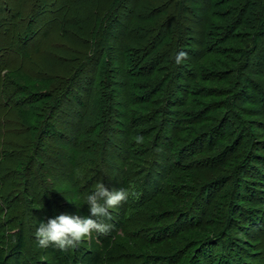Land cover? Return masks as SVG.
Wrapping results in <instances>:
<instances>
[{"label":"trees","instance_id":"trees-1","mask_svg":"<svg viewBox=\"0 0 264 264\" xmlns=\"http://www.w3.org/2000/svg\"><path fill=\"white\" fill-rule=\"evenodd\" d=\"M126 1L76 2L81 4L75 11L82 12L83 18L91 24L85 34L96 41V46L102 47L100 53L113 47L102 35V27L106 29L119 19ZM261 7L264 10V0H255L254 8ZM66 8L73 10L74 6L69 3ZM234 10L239 11L237 5ZM262 14L264 18V11ZM243 18L235 17L231 28L234 35L226 40L236 39L238 30L234 27L245 26ZM30 24L23 31L18 22L1 31L9 32L3 41L14 44L11 51L19 60L12 68L0 66L2 119L12 107H21L33 114L31 130L39 131L29 151L27 148L22 161L12 170L10 186L4 183L2 188L5 189L0 193V264H264V154L260 153L264 151V123L260 119L257 120L260 123L253 121L251 112L244 111L245 118L253 121L261 132V136L256 135L252 140L255 148L243 155L247 142L243 132L217 157H210L200 145L204 134L196 131L185 134L191 114L173 113L170 118L174 121L164 120L163 129L165 136L169 131L172 136L168 141L159 140L157 149L170 150L168 164L174 173L165 177L151 193L149 186L153 177L158 179L152 170L138 171L142 176H136L133 183L121 165L119 181H116L108 162L110 155L118 154L115 145L101 146L99 131L97 135H88L97 129L96 122L84 128L83 113L72 120L62 112L65 99L78 88L76 78L80 68L69 71L50 62L46 72L33 75L32 80L25 77L28 74L25 68L21 70V64L25 67L26 60L36 52L32 54L27 47L33 36ZM247 27L246 36H249L251 31ZM95 44L89 42L84 46L91 49ZM2 49L6 50L7 45ZM156 61L149 60L148 65ZM33 64L41 68L37 62ZM245 87V91L252 89L250 83ZM152 93L156 95L157 91ZM201 105L209 104L201 101ZM262 109L264 114V105ZM116 114L109 125L113 129L111 133L121 132L128 137L144 121L151 120L149 115H139L134 108L128 111L119 108ZM59 117L64 125H58ZM221 132L220 129L217 132V142H227L228 134ZM186 136L188 139H184ZM127 149L129 154L143 160V152L129 140ZM90 152L95 156L91 164L86 165L84 160ZM97 183H103L109 190L125 188L129 193L131 186H135L137 203L132 202L130 193L126 202L110 210L111 219H105L112 225L111 231L98 237L94 233L75 249L64 252L52 246L39 247L35 232L41 222L60 213L89 215L85 197ZM228 183L232 189H226Z\"/></svg>","mask_w":264,"mask_h":264},{"label":"rangeland","instance_id":"rangeland-1","mask_svg":"<svg viewBox=\"0 0 264 264\" xmlns=\"http://www.w3.org/2000/svg\"><path fill=\"white\" fill-rule=\"evenodd\" d=\"M77 1L0 0V66L18 65L19 60L11 51L14 44L3 41L9 32H1L18 22L22 31L31 23L33 36L27 47L32 54L36 51L26 60L25 67L21 64V70L25 68L28 72L26 78L32 80L37 74L45 73L50 62L69 71L80 68L76 78L78 88L65 99L62 112L72 120L83 113L84 128L96 122L97 129L88 135H97L99 131L101 146L115 145L119 158L110 155L108 162L116 181H119L121 165L130 182L142 176L138 171L152 170L158 179L153 177L149 186L151 193L165 177L174 173L168 164L170 150H158L157 143L161 139L168 141L172 136L170 131L165 136L164 120L176 112L191 114L185 134L191 135L194 131L204 134L200 145L206 149L207 156L217 157L243 132L247 136L243 155L255 148L252 140L256 135L261 136V132L253 121L260 119L264 123V10L254 8L255 0H127L119 19L110 23L112 27L110 24L106 29L102 27V35L113 45L104 53L85 34L91 24L82 12L75 11L81 4ZM69 3L74 6L73 10L66 8ZM236 5L238 12L234 10ZM15 11L21 15L14 16ZM238 16L244 17L241 21L246 25H236V39L226 40L234 35L231 28ZM247 26L251 31L249 36H246ZM89 42L96 47L85 48ZM5 45L6 50L2 49ZM180 52L187 53V59L177 64L176 56ZM152 59L157 61L148 65ZM246 83L252 85L251 91L244 90ZM153 90L157 94L152 96ZM201 101L209 105L203 106ZM0 107H3L1 103ZM119 108L122 111L134 108L139 115H149L151 120L136 127L129 137L121 132L112 134L109 125ZM1 111L0 108V193L5 189L4 183L10 186L12 170L22 161L39 131L31 130L33 114H28V110L12 107L4 120ZM244 111L251 112L253 121L245 118ZM57 123L64 125L65 122L59 117ZM219 129L228 134L227 142H217ZM136 137H142V141L137 142ZM128 140L143 152V160L129 154ZM94 156L93 152L88 153L84 163L91 164ZM101 168L107 171L104 165ZM229 187L233 186L228 183L226 189ZM130 193L132 202L137 203L135 186H131Z\"/></svg>","mask_w":264,"mask_h":264},{"label":"clouds","instance_id":"clouds-1","mask_svg":"<svg viewBox=\"0 0 264 264\" xmlns=\"http://www.w3.org/2000/svg\"><path fill=\"white\" fill-rule=\"evenodd\" d=\"M187 59V53L180 52L176 63ZM137 142L142 137L135 138ZM131 194L125 188L109 190L103 183H97L93 191L85 197L89 215H69L60 213L46 222H41L35 232V237L41 248L50 246L67 252L77 248L84 240L91 239L93 234H108L112 225L105 222L111 219L110 210L126 202Z\"/></svg>","mask_w":264,"mask_h":264}]
</instances>
